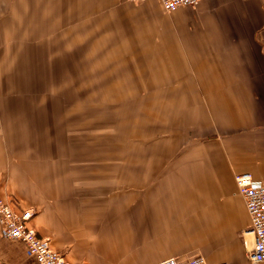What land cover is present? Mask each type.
<instances>
[{"label": "crops", "instance_id": "obj_1", "mask_svg": "<svg viewBox=\"0 0 264 264\" xmlns=\"http://www.w3.org/2000/svg\"><path fill=\"white\" fill-rule=\"evenodd\" d=\"M130 3L0 0V75L4 61H130L133 70L122 75L132 74V83L117 80L104 95L131 98L146 88L133 121L146 108L150 126L156 119L165 133L142 152H63V129L52 128L63 115L69 121V101L50 79L38 89L31 78L34 86L9 96L34 105L0 107V195L17 212L30 210L29 226L70 262L202 256L207 264H253L234 176L264 183V0H201L171 12L158 0ZM134 51L174 69L176 61L205 58L197 75L180 73L176 85L168 82L174 75L160 79L156 71L145 79ZM135 135L143 131L121 138ZM54 145L61 150L51 152ZM0 264L37 263L0 227Z\"/></svg>", "mask_w": 264, "mask_h": 264}, {"label": "rangeland", "instance_id": "obj_2", "mask_svg": "<svg viewBox=\"0 0 264 264\" xmlns=\"http://www.w3.org/2000/svg\"><path fill=\"white\" fill-rule=\"evenodd\" d=\"M136 4L135 2L130 3L133 7ZM117 36L121 38V35ZM262 47L264 51V44ZM133 55L131 60L145 63V79L148 80V77L152 75L148 70L156 71L160 79L163 75L166 77L174 75L173 81L168 82L176 85L179 81L174 80V78L180 73L183 75H197L199 72L196 71V64L205 58V56H202L191 59L193 61L188 59L176 61L179 66L174 69L175 66L172 65V61H152L151 58L150 61H144L142 56L137 55L135 51ZM4 62L6 67H3L2 76L0 75V107L34 105V99L12 98L9 96L12 94L19 95L20 89H28L34 86V83H30L31 78H38V89H45L47 79H50V87L52 86L54 91L57 90L64 95L65 101H69V110H71L69 121L66 119V115H63L62 123L53 125L55 129L52 128L57 133H60L57 129H63V135L60 134L69 143L67 147L64 145L63 149L65 151L63 152H67V148L70 154L122 153L126 150L128 152H142L143 145L148 146L149 142L152 141L150 138H154L156 141L159 137L165 136L164 131L159 134L158 128L156 129V119L155 124H153L154 127L150 126L147 120L146 108V117H143L140 123L133 121L135 117L141 115V112L143 113L141 95L142 90L146 88L140 86L134 89L137 92L133 93L135 96L131 98L127 97L128 94H123L122 97L112 96L113 98L110 100L104 95L107 86L117 80L118 82L126 80L127 84L132 83V74L127 78L122 75L125 70H133L130 61H126L124 65L120 64L122 61H86V63L85 61ZM96 62H99L97 66ZM47 63L49 65H46ZM34 71H38V73H34ZM162 83L161 86L164 87L163 80ZM123 84L126 85L125 81ZM118 92L119 94L122 93L120 90ZM137 127L143 131V136L135 135L127 138V140L121 138ZM54 146L49 148L51 152L61 150L56 145Z\"/></svg>", "mask_w": 264, "mask_h": 264}, {"label": "built area", "instance_id": "obj_3", "mask_svg": "<svg viewBox=\"0 0 264 264\" xmlns=\"http://www.w3.org/2000/svg\"><path fill=\"white\" fill-rule=\"evenodd\" d=\"M138 3L144 0H130ZM166 12L181 7L195 8L201 0H158ZM238 193L243 198L250 220L249 231L253 235V243L248 251V259L253 264H264V183L254 179L250 173H240L234 176ZM31 211H15L10 203L0 195V227L3 236L9 240L20 241L27 249L28 255L37 264H91L86 260L68 261L64 255L54 250L46 238L40 237L29 226ZM153 264H207L202 256L187 260L166 258ZM226 264V263H217Z\"/></svg>", "mask_w": 264, "mask_h": 264}]
</instances>
